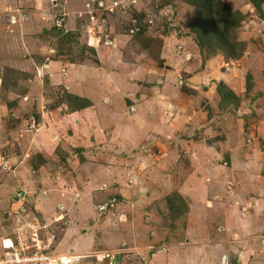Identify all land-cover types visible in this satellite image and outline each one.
I'll return each mask as SVG.
<instances>
[{
    "label": "rangeland",
    "instance_id": "rangeland-1",
    "mask_svg": "<svg viewBox=\"0 0 264 264\" xmlns=\"http://www.w3.org/2000/svg\"><path fill=\"white\" fill-rule=\"evenodd\" d=\"M188 1L0 0V264H29L11 258L25 251L149 264L172 234H264V0H221L240 16L235 59L200 45ZM63 102L94 107L62 120ZM238 245L228 259L188 262L172 245L157 256L263 264L264 250Z\"/></svg>",
    "mask_w": 264,
    "mask_h": 264
},
{
    "label": "crops",
    "instance_id": "crops-1",
    "mask_svg": "<svg viewBox=\"0 0 264 264\" xmlns=\"http://www.w3.org/2000/svg\"><path fill=\"white\" fill-rule=\"evenodd\" d=\"M71 66H72V64H74V63H69ZM75 64H78V63H75ZM62 66V65H61ZM46 67H48V68H51L49 65H47ZM86 68H88V67H86V66H84V65H80L77 69L78 70H80V73H79V75L81 74V73H83L84 75L89 71V70H87ZM48 72H49V78H51V80L53 81V82H55L56 80H57V77H58V79H62V82H64V83H66V81H68V79H66L65 77L64 78H62V77H60V76H62V74H60L59 73V71H54V68L52 69H49L48 70ZM66 72L67 71H65V73L63 74L64 76H66ZM36 77H38V76H36ZM60 77V78H59ZM74 77H76V76H74ZM87 77H90L89 75H85V76H83V79H85V80H87ZM39 78V77H38ZM56 84V83H55ZM76 95H78V94H76ZM80 95V94H79ZM81 96V95H80ZM82 97V96H81ZM93 105H91L90 104V106H87V105H83V106H80V107H78V108H75V109H72V110H69V111H66L68 108H66V103L65 102H63V103H61L60 105H58V106H56L54 109H55V111H57L58 113H59V115H60V117H61V119L62 120H67L68 118H73L76 114H78V113H80V112H86V111H89V112H91L92 111V109H93ZM41 116H42V113H41ZM43 116H44V112H43ZM43 121H45L44 119H43ZM43 123V122H42ZM47 130H48V128H49V130H51L52 132H54V134H56V133H58L59 131H58V129L54 126V124H52L50 121H45V123H44V125H43ZM42 130H40L38 133H40ZM43 132V131H42ZM37 133V134H38ZM156 158H158V156H156ZM159 159V158H158ZM172 173L171 172H165V175H171ZM182 177H184V176H182ZM173 186V185H172ZM171 189H174V190H178L180 193H181V190L179 189V188H177V187H171ZM177 191V192H178ZM136 192V191H135ZM209 202V201H208ZM207 202V205H205L206 206V210L208 211V212H212L213 213V218L214 217H217V216H219V215H221L220 213H221V209H214V208H211L210 207V203L211 202H209L208 203ZM258 203V202H257ZM261 206V205H260ZM187 211H188V209H187ZM258 211H260V208L258 209ZM190 213V212H189ZM264 213V211L261 213V214H263ZM217 216H216V215ZM151 215L152 216H156V214H153V213H151ZM238 215V214H237ZM262 216H264V214L262 215ZM186 217H189V216H186ZM242 217H246V216H242ZM156 218V217H155ZM180 217H178L177 218V220L179 221L180 219H179ZM217 218H219V217H217ZM237 218L238 219H240L241 220V224H242V220L246 223V224H248V220H244V219H242L241 217H239V216H237ZM261 218V220H262V218L263 217H260ZM260 218H255V220H258V219H260ZM134 219V218H133ZM219 219H221V218H219ZM225 219V218H224ZM176 220V221H177ZM185 220H187L186 218H185ZM190 219H188V222H190L189 221ZM256 222V221H255ZM211 223L213 224V225H215V223H214V221L212 222L211 221ZM252 224V223H251ZM258 227H262V226H264V224H261V223H255ZM254 224V225H255ZM255 225V226H256ZM192 225H189V228L191 227ZM215 227V226H214ZM189 228H188V230L186 231V232H189ZM199 228H201V227H199ZM168 231V230H167ZM166 231V232H167ZM223 234V232L222 231H219V230H217V229H215L214 228V230H213V232H212V235H215L216 237H218V235H220L221 233ZM194 233H195V231H192V232H190V234H191V237L192 236H194ZM151 234H155L156 235V233H151ZM207 234V233H206ZM172 236H173V238L172 237H169L168 239L169 240H164L165 242L163 243V244H166V245H164V247H165V249H162V250H160V248H159V250H153L150 254V257H151V259H150V262H149V264H170L169 263V259H166V260H164V259H162V258H160L159 256H157V254H159V253H161V252H165L166 251V249L167 248H170L171 247V245H172V247L173 248H177V249H179V250H183V252H184V258H185V260H187L188 262H196L197 261V258H196V255H198L199 256V262H202V261H206V260H209V259H211V256H210V253L209 252H212V251H215L216 250V252H218V255H220V252H222L221 253V257H222V259L225 257V258H227L228 259V256H227V253H226V251H222L223 250V248H230V249H232L233 251L234 250H239V248H238V246H241V245H238V244H240V243H242V241H244L245 242V245H246V243H247V246H253L254 245V247H255V249H257V248H259V251H263L264 250V234L262 233V232H256V233H251V234H246L245 233V235H243V236H245V237H243V238H239V237H237L236 236V234L234 233H232L231 235H226V240L225 239H223V240H221V239H219V240H217V241H215V242H212L211 244L210 243H208L207 241H200V242H196V243H192L191 241H188V240H190V237H188V235H185V238L184 239H181V240H175L176 238H175V235H173L172 234ZM196 236V235H195ZM242 237V236H241ZM244 238H246V239H244ZM199 239H203L201 236H200V234H199ZM198 239V240H199ZM224 241H226L224 244H223V242ZM172 243V244H171ZM185 243V244H184ZM193 244H195V245H193ZM208 244V245H207ZM153 245H147V247H152ZM187 246V247H186ZM208 246H210V247H214V249L212 250V248H210V247H208ZM146 247V248H147ZM160 247H162V246H160ZM244 247L245 246H243V249H244ZM240 251V250H239ZM242 251V250H241ZM259 251L257 250L256 251V253L258 254L259 253ZM202 257H206V258H204V259H202ZM260 257H264L263 255H261ZM258 258V257H257ZM113 261V260H112ZM111 261V262H112ZM116 261H117V257H116ZM172 262H173V264H181V260L179 259V257L177 256V257H174V258H172ZM235 263L236 264H243V262H242V260H241V255H240V258L238 259V260H236L235 259ZM190 264V263H189ZM216 264H218L217 263V261H216ZM263 264H264V259H263Z\"/></svg>",
    "mask_w": 264,
    "mask_h": 264
},
{
    "label": "trees",
    "instance_id": "trees-1",
    "mask_svg": "<svg viewBox=\"0 0 264 264\" xmlns=\"http://www.w3.org/2000/svg\"><path fill=\"white\" fill-rule=\"evenodd\" d=\"M195 6L196 22L195 32L201 46H205L210 54H223L226 58L235 59L241 55L243 49L237 39L229 33L235 29L240 20L239 14L229 12L221 0H192ZM254 6L259 8L261 0H252ZM140 33V30L136 32ZM241 46V47H240ZM230 97L233 92L230 91ZM82 103L80 106H83Z\"/></svg>",
    "mask_w": 264,
    "mask_h": 264
},
{
    "label": "built area",
    "instance_id": "built-area-1",
    "mask_svg": "<svg viewBox=\"0 0 264 264\" xmlns=\"http://www.w3.org/2000/svg\"><path fill=\"white\" fill-rule=\"evenodd\" d=\"M57 24L59 25L58 21ZM135 27V26H134ZM136 31H137V27H135ZM131 31H133L131 29ZM114 199L110 200L109 204L110 206L114 205L113 203ZM108 203H104V204H100L98 205V209L99 210H104L107 209ZM11 247V245L9 246ZM125 251V249L121 248V249H116V250H105L101 252V258L105 259L109 262H111L115 257H117L116 255H119L121 252ZM10 258V257H9ZM11 258H13L15 261L14 262H23V263H29V264H69L72 259L68 258V255H54L50 252H29V251H25V254L21 253V252H16L13 253V255L11 256ZM6 259H2V261H6Z\"/></svg>",
    "mask_w": 264,
    "mask_h": 264
},
{
    "label": "water",
    "instance_id": "water-1",
    "mask_svg": "<svg viewBox=\"0 0 264 264\" xmlns=\"http://www.w3.org/2000/svg\"><path fill=\"white\" fill-rule=\"evenodd\" d=\"M115 261H116V257L113 259L112 263H115Z\"/></svg>",
    "mask_w": 264,
    "mask_h": 264
}]
</instances>
